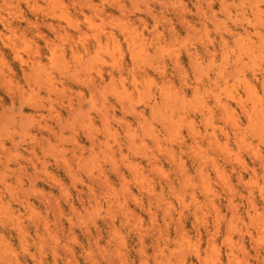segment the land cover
Here are the masks:
<instances>
[{
	"label": "rangeland",
	"instance_id": "rangeland-1",
	"mask_svg": "<svg viewBox=\"0 0 264 264\" xmlns=\"http://www.w3.org/2000/svg\"><path fill=\"white\" fill-rule=\"evenodd\" d=\"M0 264H264V0H0Z\"/></svg>",
	"mask_w": 264,
	"mask_h": 264
},
{
	"label": "bare ground",
	"instance_id": "bare-ground-1",
	"mask_svg": "<svg viewBox=\"0 0 264 264\" xmlns=\"http://www.w3.org/2000/svg\"><path fill=\"white\" fill-rule=\"evenodd\" d=\"M191 62V61H190ZM240 71V70H239Z\"/></svg>",
	"mask_w": 264,
	"mask_h": 264
}]
</instances>
